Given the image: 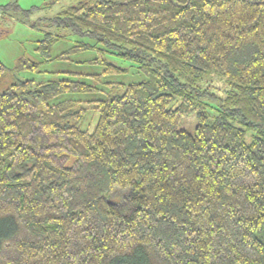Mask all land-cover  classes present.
<instances>
[{
	"label": "trees",
	"instance_id": "obj_1",
	"mask_svg": "<svg viewBox=\"0 0 264 264\" xmlns=\"http://www.w3.org/2000/svg\"><path fill=\"white\" fill-rule=\"evenodd\" d=\"M46 21L80 40L52 57L44 33V62L94 50L102 70L4 87L0 62V264H264V0H80ZM108 58L143 80H105L128 72Z\"/></svg>",
	"mask_w": 264,
	"mask_h": 264
},
{
	"label": "rangeland",
	"instance_id": "obj_2",
	"mask_svg": "<svg viewBox=\"0 0 264 264\" xmlns=\"http://www.w3.org/2000/svg\"><path fill=\"white\" fill-rule=\"evenodd\" d=\"M80 0H0V6L15 4L14 7L0 13V62L3 63L9 72L3 78V85L7 87L16 79L25 80L33 79L38 82L49 80H57L59 78L74 79L58 72H74L83 74L100 73L102 68L97 65L85 63L95 57V51L78 52L71 54L69 60H53L44 62V60L35 52L37 41H39L44 33H51L54 36H59L60 39L53 45L51 56L55 57L58 54L66 51L75 45L80 39L75 37L70 31L65 29H57L50 25L46 20L54 17L62 10L75 5ZM3 11V10H1ZM26 56L30 60L40 64L38 72L31 71H15V64L18 58ZM109 59V58H108ZM116 59V60H114ZM109 59L116 65L127 68L128 72L122 75H111L105 78L107 81H116L123 84L143 80V75L136 70V65L122 61L119 58ZM215 79V80H214ZM207 82L211 84L210 90L217 96H222L223 88L222 81H216V77ZM83 82L91 83L89 79H80ZM210 79H206L209 81ZM103 90V89H102ZM102 92L93 94H83L79 98L83 100H91L104 98ZM96 116L92 113L84 123V127L95 124ZM194 125L192 120H187L184 124L186 129L191 130ZM126 193L117 191L113 194V199L121 200Z\"/></svg>",
	"mask_w": 264,
	"mask_h": 264
}]
</instances>
